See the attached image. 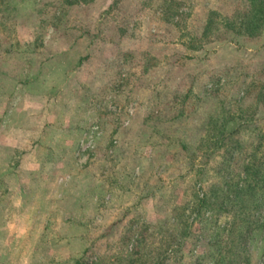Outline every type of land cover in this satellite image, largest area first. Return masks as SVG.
<instances>
[{
    "label": "rangeland",
    "instance_id": "374dc122",
    "mask_svg": "<svg viewBox=\"0 0 264 264\" xmlns=\"http://www.w3.org/2000/svg\"><path fill=\"white\" fill-rule=\"evenodd\" d=\"M252 2H3L0 264H108L127 231L175 226L195 190L221 184L222 151L253 136L241 128L213 153L202 138L211 116L233 114L231 130L264 89V18L245 30ZM210 222L195 221L175 264H211ZM249 264H264L259 235Z\"/></svg>",
    "mask_w": 264,
    "mask_h": 264
},
{
    "label": "trees",
    "instance_id": "16d2710c",
    "mask_svg": "<svg viewBox=\"0 0 264 264\" xmlns=\"http://www.w3.org/2000/svg\"><path fill=\"white\" fill-rule=\"evenodd\" d=\"M4 1L0 0V6ZM257 1L253 0L254 11L244 20L245 30L249 33H254L252 28L256 27L257 17H261V20L264 18L258 16V12H263L264 0ZM226 31L228 32L227 29ZM191 91L192 85L188 89V92ZM196 96L194 97L199 101L197 94ZM247 99L251 100L244 109L239 105L240 99L236 100V105H239L237 125L226 132L225 124L233 114L222 118V123L211 116L207 123L209 130L202 138L207 140L206 151L212 149L213 153L241 128L253 136L254 142L248 146H242L243 144L236 141L240 144L226 147L222 151L221 156H225L226 159L221 161L227 165L228 170L221 184L219 186L208 184L205 189L202 188L201 194L195 190L191 201L179 207L183 213L174 215L175 218L177 215V220L180 219L179 224L175 226L144 224L133 233L127 231L121 240L125 250L118 251L108 258V264H175L176 262L171 259L177 255L183 239L192 236V225L195 221L207 220L211 221V230L207 237L213 246L211 264H249L251 242L256 235L264 240V124L261 127L254 121L257 106L264 103V89L262 88L253 98L247 96ZM183 111L184 108L180 114ZM237 150L244 151L245 154L242 168L234 171L230 169V160L234 157L232 153ZM101 263L102 259L99 256L90 260L81 256L73 262V264Z\"/></svg>",
    "mask_w": 264,
    "mask_h": 264
}]
</instances>
